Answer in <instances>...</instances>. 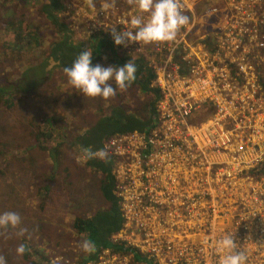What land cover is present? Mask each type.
<instances>
[{"label":"built area","instance_id":"2783aa9c","mask_svg":"<svg viewBox=\"0 0 264 264\" xmlns=\"http://www.w3.org/2000/svg\"><path fill=\"white\" fill-rule=\"evenodd\" d=\"M191 2L181 0L183 10ZM263 2L226 0L227 19L210 40L211 50L200 45L202 39L185 38L188 25L175 41L154 43L162 53L157 68L152 69V85L160 93L154 126L146 138L136 132L112 136L103 147L119 169L112 177L123 218L120 231L133 222L130 234L143 238L146 249L129 243L127 236L119 237L120 231L111 240L135 248L152 264L161 259L177 264L186 253L189 256L184 260L195 261L197 252L205 251L209 264H219L222 253L214 241L226 235H233L247 264H264V95L251 79L252 68L244 52L246 42L259 29L253 16ZM101 6L96 16L105 19L107 11L113 14L110 8L100 11ZM112 24H95L88 30L113 36L116 25ZM125 25V30L134 31L130 22ZM202 107H211L213 114L199 124L191 123ZM137 147L143 151L138 153ZM127 174L131 179L125 183L130 187L122 198L116 179ZM128 195L138 201L133 203ZM150 206L155 212L149 211ZM139 209L147 216L137 223L128 212ZM182 229L188 235L181 244L162 234ZM168 242L177 244L172 255ZM131 262L143 264L132 258Z\"/></svg>","mask_w":264,"mask_h":264},{"label":"rangeland","instance_id":"374dc122","mask_svg":"<svg viewBox=\"0 0 264 264\" xmlns=\"http://www.w3.org/2000/svg\"><path fill=\"white\" fill-rule=\"evenodd\" d=\"M66 3L61 4L60 9H55L56 17L66 24L68 28V35L66 42L72 46L77 42H82L86 46L87 37H91L95 33L91 34L90 26L95 24H106L115 27V31L123 30L126 27L124 20L129 16L141 15L139 10H136L135 5H130L127 0H119L118 4L116 0H99L96 4V9H93L87 3V0H65ZM188 9L186 10L190 17V29L184 28L185 38L188 36L190 40L202 39L200 45H203L206 50H211L212 44L210 40L217 35L220 28L223 27L227 19L226 0H191ZM45 0H38V2L29 3V1L19 0H0V47L2 45L3 26L14 19L25 20L26 23L32 27L38 24H48V20L44 19L43 15L40 16L41 5ZM74 2H77L74 3ZM112 5L110 8L113 14L107 11V17L99 18L95 15V11L103 4ZM32 4V6H30ZM77 8H80L77 11ZM118 13H116V10ZM147 15V14H145ZM125 17V18H124ZM253 19H257L259 29H256V33L252 41L246 42L244 49L245 55L248 58V64L252 68L251 79L259 87V92L264 95V2L261 7L258 8L253 16ZM123 21V23H122ZM128 21V20H127ZM122 24V25H121ZM117 27H119L117 29ZM49 30L50 34H45L42 37V46L32 47L22 46L20 49L25 55V59L18 61L16 57H12L15 53L6 54L5 59H0V81H8L4 76V73L11 72L9 76L10 81H16L17 83L21 79L17 78L19 72L24 69L28 70V79H23L20 83L22 91L27 92L28 97L27 104L29 105L30 115L24 117L33 119L35 121L45 120L51 118V120H59L65 125L64 128L56 126V129L50 128L47 123L42 125L46 126L51 132L58 134L57 141L59 146H55L56 141H52L53 148H56L58 159L61 164L52 165V160L48 154L44 155L40 164H30L31 161H26V166L23 164L15 163L11 165V159L14 156L9 157L6 163L3 173L0 172V214L4 212H16L21 217V223L16 228L8 227L9 230L3 233V237L6 240L2 242L7 244L11 249L8 252H4L1 256L5 257L7 264H28L30 261L36 259L40 263L44 264H131V258L127 255L124 256H112L108 251H102L98 253L95 260H91L83 263V260L88 256V252H85L82 248V242L84 236L74 233L71 228L72 219L74 217H98L101 214H107L108 212L115 218L118 217V209L114 202H106L100 191V175L95 169L89 170L85 165L83 158V152L78 149L77 145L72 144L73 139L76 136L81 135L86 129L87 135L90 134V130L94 132L93 137H88L90 143L95 147L107 137V131H99L98 124L100 126L104 123V116L109 112V107H115L116 112L128 114L132 117H144L146 112V100L149 95L144 94L142 89L137 85L130 84L126 90L120 91L117 88V95L113 98L105 100L101 97H86L83 96L79 90L75 89L71 83H69L67 76L64 73V69L59 67V62L49 63V50L48 44L54 40H61L60 34L54 31L53 28L47 26L44 28ZM131 31V30H130ZM135 31V30H134ZM100 32V31H98ZM184 34V33H183ZM96 35V34H95ZM109 41L114 43L113 36H109ZM199 41V42H200ZM72 43V44H71ZM261 44L260 46L257 44ZM127 46L121 45L123 50L130 51L131 53L142 54L145 57L147 64L151 69H156L159 62L162 59V53L157 52V48L154 43L144 44L142 42H126ZM88 47V46H87ZM4 52L6 50L1 49ZM50 56V55H49ZM179 56V55H177ZM1 57V56H0ZM3 57V56H2ZM36 61L34 68H30ZM41 63V64H40ZM41 65L42 69L36 68ZM103 67L112 66L106 60L98 63ZM233 68L229 67V72ZM154 71V70H153ZM36 75H42L37 82L34 81ZM15 82V83H16ZM17 102L12 107L14 112L5 111L0 113V149L6 150L5 156H8L13 151L15 153L18 142L24 139V134H28L31 131V127L27 126L25 122L20 125V129L15 126V119L19 117L20 112L19 104ZM21 104V103H20ZM10 109V108H9ZM198 118V115L193 117L190 121L194 124L206 121L213 114L211 107L205 108ZM122 111V112H121ZM202 118V119H201ZM201 119V120H200ZM46 120V121H47ZM20 117V124H21ZM115 131V130H113ZM116 134V133H114ZM113 134V135H114ZM50 144V143H49ZM50 151H52V149ZM91 148V147H89ZM135 150L140 153L143 151L142 147H137ZM49 151V152H50ZM53 155V153H51ZM97 161H102L106 164L107 169L113 172V175H118L119 169L114 161L107 157L106 159L94 158ZM57 160V158H56ZM2 162L0 161V164ZM21 163V162H20ZM32 168V173L42 175V180L47 182L49 187L47 196L44 191L38 188L35 191V187L29 184L27 174L30 172L27 170ZM34 167V168H33ZM55 170H53V168ZM12 171L14 175H7L5 171ZM31 173V174H32ZM134 177L136 175L135 170L132 171ZM33 175V174H32ZM31 175V180L33 179ZM45 178V179H44ZM131 179L128 174L120 175L116 179V184H120L121 188L117 190L122 198L128 194V181ZM30 180V179H29ZM31 180L29 181L31 183ZM16 186H15V185ZM20 184V185H18ZM18 185V186H17ZM39 186V185H38ZM14 190V193L9 188ZM137 185H133L132 188H136ZM18 188V189H16ZM135 190V189H133ZM44 195V196H43ZM12 197L14 202L21 204L19 209H11L7 206H1L5 204V201ZM128 198L134 203L138 201L136 197ZM121 203V202H120ZM150 212H155L154 206H150ZM128 216L134 221L139 223L143 221V218L147 216L143 209L138 211L128 212ZM39 225L43 227H39ZM127 226L119 232V237H128V242L134 246L146 249V243L143 242V238L138 237L136 234H130L131 230H134V223L127 222ZM99 230L102 227H98ZM3 228H0V231ZM103 230V229H102ZM182 230H174L168 235V231L162 233L165 239L181 244L185 241V235H188ZM115 232V231H114ZM111 232L108 236L105 235L104 241H109L111 238ZM99 238V237H98ZM97 238V239H98ZM35 251L40 253L34 255L31 258L29 255L23 254L17 255L16 249L19 245L28 243ZM158 239H154L156 242ZM153 242V243H154ZM28 243V244H29ZM170 254L172 255L177 244H172ZM3 246L0 244V249L3 251ZM26 248V246H25ZM207 252L204 254L197 252L196 260H184L189 254L186 253L181 257L175 254L174 256L180 257L177 264H209V258ZM200 258L198 262L197 259ZM31 259V260H30ZM166 260H159L158 264H170ZM132 264H137L133 262Z\"/></svg>","mask_w":264,"mask_h":264},{"label":"trees","instance_id":"16d2710c","mask_svg":"<svg viewBox=\"0 0 264 264\" xmlns=\"http://www.w3.org/2000/svg\"><path fill=\"white\" fill-rule=\"evenodd\" d=\"M19 1H29V3L38 2V0H19ZM46 2L41 5V12L39 13L40 16L43 15L44 19L48 20V24H38L35 26L30 27L25 20L21 19H14L7 22L1 30H3V37H2V45L0 50V59H5L6 54L8 53H15L12 55L11 58L16 57V60L21 61L25 59L26 53L21 51V47L28 46L32 47H39L42 46V37L45 34H50L49 30H45L44 28L50 26L54 29L55 32L61 35V40H54L49 42L48 50L49 55L52 61L59 62V67L63 69L66 67H70L76 58L78 57L79 53L85 50H89L93 53L92 57V65L95 66L98 63L106 60L110 65L113 67H121L128 62H133L137 67L136 78L131 83L132 85H137L142 89L144 94L149 95L148 99L146 100V112L147 115L144 117H132L128 116V114H123L120 112H116L115 107H109L108 114L104 116V123L100 126L98 124L99 131H107L108 135L117 136L122 134H128L132 132H136L142 134L145 138L148 137L151 129L154 126V119L156 118V104L160 99L159 89L152 85V82L155 77L154 71L151 67L147 64L145 57L142 54L138 53H131L130 51L123 50L121 46L115 45L109 41V35L103 34V32H92L91 34L95 33L91 37H87L86 39V46L82 42H77L76 44L69 45L66 40L69 38L68 35V28H66V24L60 21L55 14V9H60L61 4L66 3L65 0H45ZM119 0H116L118 4ZM99 3V0H95V3ZM77 4V2H74ZM32 6V4L30 5ZM88 46V47H87ZM3 56V57H2ZM36 61H33V64L30 68H34ZM41 64V63H40ZM38 65L36 68L42 69L41 65ZM107 67V65H106ZM30 69L19 72L16 76L17 78L21 79H28L27 72ZM11 72L4 73V76L8 79V81H0V113L5 111L14 112L15 110L12 107L17 102L20 112L18 113L19 117L15 119V126L20 129V125L25 122V124L31 127V131L28 134H24V139L18 142L15 146L17 147L16 152L14 151L10 153L8 156H5L6 150L0 149V172L3 173L4 167L9 160L11 155L14 156V159H11V165L15 163L23 164L26 166V161H31L30 164L38 165L40 161L44 157V155L48 154L51 159H56L55 164L60 165L61 161L58 159L57 152L50 151L52 147V141H57V135L51 132L46 126L42 125L44 120L35 121V117L33 119H29L24 117L22 114L28 116L30 115L29 105L27 104L28 97L26 98L27 92H18L22 91L21 85L23 83L10 81L9 76ZM42 77V75H36L34 81ZM16 82V83H15ZM113 86L115 87L114 81H112ZM117 95V93H116ZM10 108V109H9ZM207 107H202L197 111L195 117L198 115L200 117L201 113L205 111ZM122 112V111H121ZM20 117H21V124H20ZM202 119V118H201ZM200 119V120H201ZM46 120V119H45ZM49 126L52 129H56V126L49 122ZM87 130V129H86ZM86 130L79 136H76L74 141V145L78 146V149H91L92 151H98L101 149L104 139L100 145L95 147L93 144L90 143V140L87 139L88 137H93L94 132L90 130V134L87 135ZM115 130V131H113ZM116 133V134H114ZM114 134V135H113ZM110 137V136H109ZM108 138V137H107ZM50 143V144H49ZM58 142L55 143V146H59ZM91 147V148H89ZM50 151V152H49ZM53 153V155H51ZM21 162V163H20ZM85 165L88 167L89 170L95 169L96 172L100 175V191L101 194L106 202L112 201L116 204L118 209V217H113L109 212L107 214H101L98 217H74L72 219L71 228L74 233L78 235L84 236V241L88 240L91 241L95 245V251L88 253V256L83 260V263L95 260L98 253L107 250L110 253H115L117 256L120 254L124 255L126 253L131 255L133 261H139L143 264H152L151 260L146 259L144 256L140 255L137 250L130 246H125L123 243L119 241L113 242L111 238H108L109 241H104L105 235L108 236L111 232L115 234L118 233L123 224L122 213L120 210L119 200L113 194V190L115 188V182L112 177V173L109 174V169H107L106 164L102 161H97V159H89L85 160ZM34 168V167H33ZM30 172L27 174L28 183L35 187V191L40 188L44 191L45 196H47L48 188L46 186L47 182L42 180V175L38 172L36 174L32 173V168H28ZM7 175H14L12 171H5ZM33 175H32V174ZM32 175V180H31ZM31 180V183L29 182ZM45 179V178H44ZM15 185V184H14ZM20 185V184H18ZM17 185V186H18ZM39 185V186H38ZM16 186V185H15ZM38 187V188H37ZM18 189V188H16ZM14 193V190L10 187ZM44 196V195H43ZM17 202H14L12 197L5 201V204H1V206H7L11 209H19L22 210ZM110 206V203H109ZM39 227H43L39 225ZM98 227H102L100 230ZM103 229V230H102ZM9 230V228H3L0 231V235H3L5 231ZM113 233V234H114ZM99 237V238H98ZM112 237V236H111ZM98 238V239H97ZM6 240V237L0 236V244L3 246V251L0 249V256L6 251L10 250L11 248L7 244H3ZM28 241V240H27ZM29 243V241H28ZM25 244L26 252L25 255L31 256V258L35 257L34 255L39 254V251H35L34 248L31 247L30 243ZM31 260V259H30ZM28 264H42L36 259L30 261ZM46 264V261H44Z\"/></svg>","mask_w":264,"mask_h":264},{"label":"clouds","instance_id":"9594fccd","mask_svg":"<svg viewBox=\"0 0 264 264\" xmlns=\"http://www.w3.org/2000/svg\"><path fill=\"white\" fill-rule=\"evenodd\" d=\"M127 2L135 5L140 13L147 14V19L145 20L141 15H133L130 21L125 23L130 22L135 31L128 29L120 33L113 31V40L117 46H127L126 42L144 44L173 42L180 30L190 23V17L183 12L181 0H127ZM87 3L91 8L96 9L95 0H87ZM110 6L112 5L105 3L100 11L104 12ZM92 57L91 51H82L70 67L64 68L69 83L83 96L108 100L116 96L117 88L124 91L135 80L137 67L133 62L130 61L121 67H103L100 64L93 66ZM52 152H56V148H53ZM82 152L86 160L107 158V152L104 150L94 152L91 149H82ZM51 160L54 165L56 159ZM20 223L21 217L16 212L0 214V228H16ZM214 245L222 253L219 264H247V256L237 250L238 245L233 235H226L214 241ZM82 248L88 253L95 251V245L88 240L82 242ZM16 252L17 255L22 256L26 252L25 246L19 245ZM0 264H7L5 257L0 256Z\"/></svg>","mask_w":264,"mask_h":264},{"label":"crops","instance_id":"0c3cea01","mask_svg":"<svg viewBox=\"0 0 264 264\" xmlns=\"http://www.w3.org/2000/svg\"><path fill=\"white\" fill-rule=\"evenodd\" d=\"M80 10V8H77V11H79ZM47 120V119H46ZM46 120H44V122L45 123H47L48 125H49V122H51L53 125H55V126H58V127H61V128H64L65 127V125L64 124H62L59 120H50L49 118H48V120L46 121ZM43 122V123H44ZM84 149H87V148H84ZM81 151H82V149H81ZM46 154H47V152H46ZM45 154V155H46ZM53 168V170H55V168L54 167H52ZM100 178V177H99ZM46 186H47V188L49 189V187H48V185L46 184ZM115 234V233H114ZM114 234H112V235H114Z\"/></svg>","mask_w":264,"mask_h":264},{"label":"bare ground","instance_id":"6f19581e","mask_svg":"<svg viewBox=\"0 0 264 264\" xmlns=\"http://www.w3.org/2000/svg\"><path fill=\"white\" fill-rule=\"evenodd\" d=\"M111 137H112V136H110V137H108V138H106V139L104 140L103 145H102V147H101L100 150H103L104 145H106V143L108 142L109 139H111ZM107 157H109V158H111V159L113 160V156H111L110 154H107Z\"/></svg>","mask_w":264,"mask_h":264},{"label":"water","instance_id":"95a60500","mask_svg":"<svg viewBox=\"0 0 264 264\" xmlns=\"http://www.w3.org/2000/svg\"><path fill=\"white\" fill-rule=\"evenodd\" d=\"M49 63L51 64V63H56L55 61H52V59L51 58H49Z\"/></svg>","mask_w":264,"mask_h":264},{"label":"flooded vegetation","instance_id":"af4514ba","mask_svg":"<svg viewBox=\"0 0 264 264\" xmlns=\"http://www.w3.org/2000/svg\"><path fill=\"white\" fill-rule=\"evenodd\" d=\"M183 12L186 14V13H188L186 10H183ZM50 120H51V118H49ZM113 236V235H112Z\"/></svg>","mask_w":264,"mask_h":264}]
</instances>
